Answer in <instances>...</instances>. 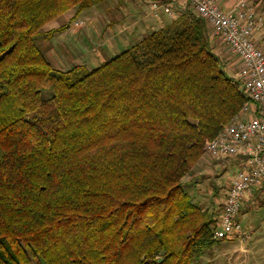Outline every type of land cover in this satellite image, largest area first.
I'll return each mask as SVG.
<instances>
[{
    "label": "trees",
    "instance_id": "obj_1",
    "mask_svg": "<svg viewBox=\"0 0 264 264\" xmlns=\"http://www.w3.org/2000/svg\"><path fill=\"white\" fill-rule=\"evenodd\" d=\"M97 1L0 0V264H197L218 209L184 179L248 98L188 8L83 75L54 69L35 36Z\"/></svg>",
    "mask_w": 264,
    "mask_h": 264
},
{
    "label": "built area",
    "instance_id": "obj_2",
    "mask_svg": "<svg viewBox=\"0 0 264 264\" xmlns=\"http://www.w3.org/2000/svg\"><path fill=\"white\" fill-rule=\"evenodd\" d=\"M152 12L161 9L173 19L185 9L206 23L216 38L236 58L237 79L248 98L241 111L213 138L205 153L215 159L237 157V169L223 192L212 238L244 242L249 230L238 213L250 193L264 184V12L253 0H147Z\"/></svg>",
    "mask_w": 264,
    "mask_h": 264
},
{
    "label": "rangeland",
    "instance_id": "obj_3",
    "mask_svg": "<svg viewBox=\"0 0 264 264\" xmlns=\"http://www.w3.org/2000/svg\"><path fill=\"white\" fill-rule=\"evenodd\" d=\"M110 2V0H98L92 6L102 10L101 14L106 16V21L113 17L117 20L112 27L114 30H107V32L103 33L108 35L118 33L120 35H117V38H121L122 36L126 39L122 42L124 46L117 44L118 46L116 48L118 49L112 48L113 50L111 51L113 52H110L104 61L135 43L139 35L143 36L144 33L159 27L157 23H154L152 26H148L147 29H142V25H145L147 21L151 20L155 22V19H152L150 16L147 0L146 2L145 0H122L120 2L121 5L118 6L119 10L109 9V11L105 13L103 11V9L106 8L105 4L109 5ZM256 3L263 11L264 3L261 0ZM91 8L84 11L89 12ZM63 18L64 17H58L53 21V24L62 23ZM167 18L170 19L169 17ZM168 19L164 20V24L169 21ZM104 21L105 20L101 18L98 21L99 25L103 26L102 23H104ZM134 21H139V23H134ZM45 29L46 27H42L43 31ZM130 30L134 33L131 34ZM55 34L56 33L46 38V40L45 37L37 35L35 36V43L54 69H68L65 68L67 66H63V64L59 62L57 56H49L45 52L46 45L50 43L51 39H54L53 44L55 50H60L61 52L67 51L66 53H71L74 56L77 55L73 45H70L68 42V44L65 42L56 43L58 39H56ZM213 39L214 38H211L210 42L212 50L218 55L225 72L233 76L232 73L236 71L237 67V64H234L236 58L226 53L222 48L223 45L221 47V43L212 41ZM121 41L119 40V42ZM262 49L264 52V43ZM74 65H77L76 62ZM97 65H99V63L96 62H92L90 65L79 63V75H83L89 69ZM51 92V88H47L44 89L41 94L43 97H48ZM238 160L237 157L215 159L205 153L184 179V189L193 196L195 202L197 200L200 205L217 210L220 206L223 192L237 169L236 165L238 164ZM238 216L241 225L249 230V237L244 242L221 240L211 249L206 250L197 264H264V184L250 193L242 203Z\"/></svg>",
    "mask_w": 264,
    "mask_h": 264
},
{
    "label": "crops",
    "instance_id": "obj_4",
    "mask_svg": "<svg viewBox=\"0 0 264 264\" xmlns=\"http://www.w3.org/2000/svg\"><path fill=\"white\" fill-rule=\"evenodd\" d=\"M110 1L111 2L109 5L105 4L106 8L103 9L105 13H107L109 9L119 10L118 6L121 5L120 2L122 0ZM149 10L150 16L152 17V19H155V22H152L151 20V22L146 20L147 22L145 23V25H142V29H147L148 26H152V24L154 23H157L159 27L163 26L164 20L167 19L168 16L163 14L161 9H159L156 14L152 12L150 8ZM101 12L102 10H99V8L92 7L89 12L81 11L80 13L75 15V10L70 9L63 13L61 16H59L64 17L62 23L53 24V21H55L58 17L47 22L43 26L46 27L44 31L49 29H55L62 25H65L62 31L55 32L56 39H58L56 43L59 44L63 42H68L70 45H73L77 55L74 56L71 53H66L67 51L61 52L60 50H55V46L53 44L54 39H51L50 43L46 45L45 52L49 56H57L59 62H61L63 66H67L65 68H69L70 66L74 65L75 62L77 65H79V63H86L87 65H90L92 62L100 64L102 61H104V59L110 52H113L111 51L113 50L112 48H116L120 44L124 46V43L122 42L126 39L122 36L121 38H117V35H120L118 33L113 32L114 34L112 35L103 33L107 32V30H114L112 29V27L114 23L117 22V20L113 17L110 18V20L106 21V16L101 14ZM101 18L105 20L104 23H102L103 26H100L98 23ZM134 23H139V21H134ZM132 33L134 32L131 31V34ZM53 34L51 36H53ZM141 37L142 35H139V38L137 40H139ZM119 40L122 41L119 42ZM212 41L220 43V41L218 39L216 40V38H214ZM220 45L222 47V44ZM222 48L224 49V47ZM224 50L226 52V49ZM234 64H237L236 59L234 60Z\"/></svg>",
    "mask_w": 264,
    "mask_h": 264
}]
</instances>
